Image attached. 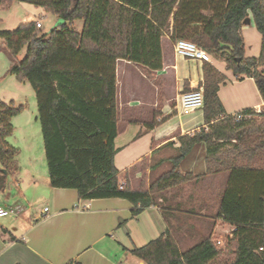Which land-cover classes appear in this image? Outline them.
<instances>
[{
  "label": "trees",
  "instance_id": "16d2710c",
  "mask_svg": "<svg viewBox=\"0 0 264 264\" xmlns=\"http://www.w3.org/2000/svg\"><path fill=\"white\" fill-rule=\"evenodd\" d=\"M14 1L63 19L48 32L34 20L0 30V49L12 62L7 72L28 81L35 92L51 186L75 189L85 199L124 198L137 215L155 204L157 192L226 171L217 214L234 230L224 245L205 235L181 250L167 228L131 253L145 264H264V122L252 119L263 112L246 108L238 112L243 116L239 120L237 113L226 114L218 96L225 76L210 62L202 64L205 126L177 137L180 145L168 159L171 167L148 187L141 183L135 189L126 180L120 188L121 172L114 163L118 122L140 121L126 117L127 109L120 105L116 61L133 63L150 79L163 67L164 37L193 41L236 76L252 77L264 100V0H0V9ZM248 11L261 35L258 56L244 53L241 26ZM78 19L83 21L80 31L71 27ZM20 109L0 101V188L17 169L19 149L6 137L13 130L10 119ZM159 115L155 111L154 119L144 121L146 127L168 118L157 122ZM197 145L205 148V172L181 174L178 164ZM257 157L261 165H256Z\"/></svg>",
  "mask_w": 264,
  "mask_h": 264
},
{
  "label": "crops",
  "instance_id": "0c3cea01",
  "mask_svg": "<svg viewBox=\"0 0 264 264\" xmlns=\"http://www.w3.org/2000/svg\"><path fill=\"white\" fill-rule=\"evenodd\" d=\"M50 16L51 30L59 18ZM247 18L249 22H243L241 26L244 53L247 57L258 56L261 35L255 28L250 11ZM80 21L83 24L81 19L72 24L77 31L82 28ZM162 51L163 67L153 77L162 84L167 78L172 87L165 90L156 86L155 99L145 106L160 113L155 121H160L163 116L168 118L153 128L146 127L144 121H150L146 119L119 121L117 124L114 163L121 172L119 182L128 180L135 189L141 183L149 186L151 172H155L156 178L167 170L164 167L170 162L168 159L178 153L179 135L191 134L205 126L202 110L179 115L175 108V98L181 91L194 89L201 83L203 62L176 57L173 42L168 37L162 40ZM210 58V63L225 76L218 89L225 113L232 115L246 108L264 113V100L254 79L238 77L226 68L222 59L212 54ZM11 63L10 60L9 66ZM119 67L125 73L128 70L132 76L136 75L137 67L126 60L116 61L118 95L122 104ZM260 69L264 71V66ZM126 92L129 96L123 100L132 116L144 102L135 98L132 86ZM204 155V146H195L180 161L177 169L181 174H203ZM15 161L17 169L10 173L11 181L5 178L4 186L0 188V206L13 210L0 217V264H65L68 261L78 264H145L131 253V249L158 237L167 228L181 250L205 235L219 239V245H224L226 238L231 236L233 226L217 214L226 171L203 175L157 192L155 199H163L167 210L155 200V204L132 215V204L124 198L85 199L80 198L75 189L52 187L45 155L42 162L28 159L20 164L17 157ZM117 161L122 163V167L117 166ZM131 167L132 172H129ZM44 207L48 210L44 211Z\"/></svg>",
  "mask_w": 264,
  "mask_h": 264
},
{
  "label": "rangeland",
  "instance_id": "374dc122",
  "mask_svg": "<svg viewBox=\"0 0 264 264\" xmlns=\"http://www.w3.org/2000/svg\"><path fill=\"white\" fill-rule=\"evenodd\" d=\"M50 15V13H46L41 7L26 2L14 1L8 8L0 9V30H13L20 23L34 20L40 21L41 27L39 28H41L43 32H48L52 22ZM81 24L82 22L80 21V25ZM71 27L77 29L76 26L72 25ZM0 43H2L1 39ZM26 50L27 46L25 45L18 52L17 58L19 60L25 56ZM9 64L10 56L6 49L2 47L0 49V101L11 107H21L20 111L10 119L13 130L12 133L6 137V140L19 149V153L15 157H17V162L20 164L24 162L26 163L28 159L42 162L44 159V149L38 120L35 92L28 81H18L14 74L7 72ZM127 72L129 71L126 70V73ZM126 73L119 67L118 78L120 98L122 99V104H120L121 107L126 110V101L123 99L125 96H129L126 90H130L132 86V90L135 92V98L140 99L141 103L144 102V105L140 103L141 105H139L136 111L132 113V117H135L140 121L142 119L152 120V112L157 110H149L147 108L149 106L145 105L155 99L156 86H160L161 89L169 90L172 87L171 81L165 78L164 83L162 84L155 76H152L150 79L143 77L138 69H135L134 71V74L136 75L132 76L130 72L128 74ZM125 113L126 117L130 115L128 111H125ZM252 119L256 122H264V113L253 115ZM120 121L126 122L127 120L122 119ZM120 139L122 140V137H120ZM121 140H119V142H122ZM255 162L256 165H261L263 160H260L257 157ZM121 164L120 161H117V166L122 167ZM171 165V162H168L164 169L168 170ZM130 171L132 172V167L129 169V172ZM6 178L11 181L10 174H8ZM154 178L155 172H151L148 176V182H151ZM155 200L158 204L163 206L164 210H167L165 209L167 204L163 199L158 197ZM165 212L167 215V211Z\"/></svg>",
  "mask_w": 264,
  "mask_h": 264
},
{
  "label": "built area",
  "instance_id": "2783aa9c",
  "mask_svg": "<svg viewBox=\"0 0 264 264\" xmlns=\"http://www.w3.org/2000/svg\"><path fill=\"white\" fill-rule=\"evenodd\" d=\"M37 27H41L40 21H36ZM174 55L178 58L196 61V62H210V54L203 49L201 46L193 41L185 39H177L173 42ZM202 83V81H201ZM199 84L194 89L188 91H181L175 98V108L179 115H188L193 111L202 110L204 103L203 86ZM243 116L237 113L236 119L239 120ZM124 181L119 182V187L121 188ZM44 211L48 210V207L43 208ZM12 209L0 206V217L6 216L12 213ZM234 230V227H232ZM232 232V231H231ZM215 243L219 244V239H214ZM262 249V247H260Z\"/></svg>",
  "mask_w": 264,
  "mask_h": 264
},
{
  "label": "water",
  "instance_id": "95a60500",
  "mask_svg": "<svg viewBox=\"0 0 264 264\" xmlns=\"http://www.w3.org/2000/svg\"><path fill=\"white\" fill-rule=\"evenodd\" d=\"M63 22V19H61V18H59V21L57 22V24L56 25H58V24H60V23H62ZM243 22H249V19L246 17L244 20H243Z\"/></svg>",
  "mask_w": 264,
  "mask_h": 264
}]
</instances>
